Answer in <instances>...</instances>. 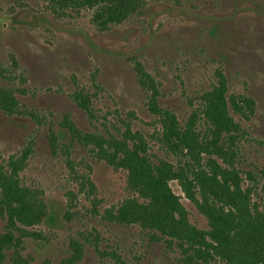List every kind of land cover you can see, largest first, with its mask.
Instances as JSON below:
<instances>
[{"label": "rangeland", "instance_id": "rangeland-1", "mask_svg": "<svg viewBox=\"0 0 264 264\" xmlns=\"http://www.w3.org/2000/svg\"><path fill=\"white\" fill-rule=\"evenodd\" d=\"M92 15L85 8L63 17L48 0H0V97L12 93L17 102L11 111L0 104V164L26 156L19 179L48 204L44 220L28 227L36 236L24 238L20 254L29 264H115L112 251L131 264H184L175 241L107 215L134 194L127 170L73 140L63 123L69 118L82 130L102 132L130 126L153 153L176 161L156 138L158 109L184 122L222 72L228 92L255 100L254 113L241 120L246 135L236 165L263 168L264 0H143L137 12L106 28ZM140 66L151 75L149 85L140 80ZM81 91L92 113L79 105ZM52 128L62 141L58 150ZM170 185L190 221L208 228L180 182ZM255 198L264 210V199ZM73 241L83 247L78 260ZM12 252L3 264H19Z\"/></svg>", "mask_w": 264, "mask_h": 264}, {"label": "trees", "instance_id": "trees-1", "mask_svg": "<svg viewBox=\"0 0 264 264\" xmlns=\"http://www.w3.org/2000/svg\"><path fill=\"white\" fill-rule=\"evenodd\" d=\"M61 16L89 8L93 22L101 28L122 21L143 6V0H48ZM143 85L152 83L151 75L139 67ZM225 75L200 95V102L188 118L181 122L169 109H158L161 117L156 138L168 153L176 157H159L140 130L124 129L85 131L72 119L64 126L73 140L91 145L98 157L127 170V183L134 193L120 204L107 209V215L123 224H139L152 234H159L179 245L184 264H264V167L243 170L236 165L239 142L246 135L241 120L249 119L255 100L247 94L228 92ZM82 109L92 113L89 96L77 95ZM16 97L2 92L0 104L8 110L16 107ZM152 105L157 110V103ZM50 141L54 150L62 141L52 128ZM26 156L11 157L0 164V264L9 251L21 264H29L19 249L25 237L36 233L29 229L41 223L48 213V204L41 191L23 184L19 172ZM243 172L245 174L243 175ZM84 178V176H82ZM177 179L187 197L196 202L207 217L208 228L192 223L188 210L176 194L170 180ZM74 260L82 254V244L73 241ZM115 264H131L112 251ZM73 261V260H72Z\"/></svg>", "mask_w": 264, "mask_h": 264}, {"label": "flooded vegetation", "instance_id": "flooded-vegetation-1", "mask_svg": "<svg viewBox=\"0 0 264 264\" xmlns=\"http://www.w3.org/2000/svg\"><path fill=\"white\" fill-rule=\"evenodd\" d=\"M48 214V213H47ZM46 217V216H45ZM35 234V233H34ZM34 234H29V235H27L26 237H31V236H36V235H34ZM25 237V238H26ZM24 258H26V259H28V261H29V263H30V260H29V258L28 257H24ZM12 260H14L13 258H11ZM15 261V260H14ZM15 262H18V261H15ZM19 263V262H18ZM19 264H21V263H19Z\"/></svg>", "mask_w": 264, "mask_h": 264}]
</instances>
